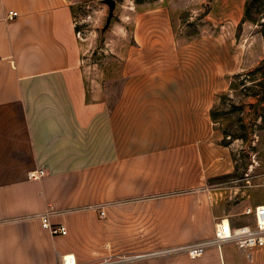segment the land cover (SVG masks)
I'll list each match as a JSON object with an SVG mask.
<instances>
[{
  "label": "crops",
  "instance_id": "crops-1",
  "mask_svg": "<svg viewBox=\"0 0 264 264\" xmlns=\"http://www.w3.org/2000/svg\"><path fill=\"white\" fill-rule=\"evenodd\" d=\"M79 32L72 0H0V264H87L208 240L220 220L246 225L264 178L215 183L235 168L211 116L216 67L186 61L168 8L136 16L116 95L86 81ZM46 212L66 234L42 225ZM263 251L226 242L120 264H263Z\"/></svg>",
  "mask_w": 264,
  "mask_h": 264
},
{
  "label": "rangeland",
  "instance_id": "rangeland-1",
  "mask_svg": "<svg viewBox=\"0 0 264 264\" xmlns=\"http://www.w3.org/2000/svg\"><path fill=\"white\" fill-rule=\"evenodd\" d=\"M72 1L86 81H97L114 95L125 81L123 66L134 44L136 16L165 5L186 61L188 54H193L192 59L199 55L206 76L208 67L210 71L214 64L216 67L219 86L212 110L214 127L220 144L230 149L235 168L215 183L219 188L231 181L243 184L245 174L264 178V101L259 95L264 90V0H116L114 17L104 33L107 4L102 0ZM228 59L236 71L233 74L226 71L230 70L226 68ZM241 217H245L242 223L253 225L251 216Z\"/></svg>",
  "mask_w": 264,
  "mask_h": 264
},
{
  "label": "built area",
  "instance_id": "built-area-1",
  "mask_svg": "<svg viewBox=\"0 0 264 264\" xmlns=\"http://www.w3.org/2000/svg\"><path fill=\"white\" fill-rule=\"evenodd\" d=\"M18 15L17 11H9L8 18H14ZM45 174V171L32 172L30 177L38 178ZM245 183H250L249 177L245 178ZM246 214H251L254 217L253 225H242L239 227L232 226L227 220H220L216 224L214 237L208 240L198 241L191 244L182 245L168 249H162L148 254L138 255H121L112 258H104L96 260L87 264H120L133 261L139 258H146L151 255H167L172 253H185L190 258H197L202 256L206 249L210 246L221 247L223 243H234L240 250L251 255L254 249L264 247V204L254 207H248ZM50 212H46L41 216L42 225L49 229L53 234H66L65 226H53L49 222ZM58 264H79L76 257L72 254H65L59 257Z\"/></svg>",
  "mask_w": 264,
  "mask_h": 264
},
{
  "label": "water",
  "instance_id": "water-1",
  "mask_svg": "<svg viewBox=\"0 0 264 264\" xmlns=\"http://www.w3.org/2000/svg\"><path fill=\"white\" fill-rule=\"evenodd\" d=\"M102 1L106 3L108 6V15L106 17L105 25L101 29V32L104 33L110 26L111 21L114 17V11L116 8L117 1L116 0H102Z\"/></svg>",
  "mask_w": 264,
  "mask_h": 264
},
{
  "label": "trees",
  "instance_id": "trees-1",
  "mask_svg": "<svg viewBox=\"0 0 264 264\" xmlns=\"http://www.w3.org/2000/svg\"><path fill=\"white\" fill-rule=\"evenodd\" d=\"M249 7V3H247V5H246V15H247V13H248V8ZM262 26H264V23H262ZM261 79H264V74H263V76H262V78ZM260 95V100L261 101H264V90L262 91V93L261 94H259ZM211 116H212V119H215L216 117H215V113H214V111H212L211 112Z\"/></svg>",
  "mask_w": 264,
  "mask_h": 264
}]
</instances>
